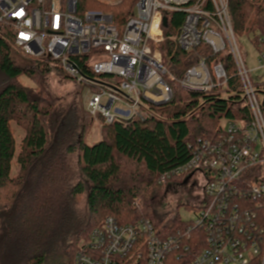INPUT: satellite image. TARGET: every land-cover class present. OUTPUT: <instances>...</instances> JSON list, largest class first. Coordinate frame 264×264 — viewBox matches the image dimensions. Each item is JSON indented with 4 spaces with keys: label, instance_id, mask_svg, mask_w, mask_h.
Listing matches in <instances>:
<instances>
[{
    "label": "built area",
    "instance_id": "obj_1",
    "mask_svg": "<svg viewBox=\"0 0 264 264\" xmlns=\"http://www.w3.org/2000/svg\"><path fill=\"white\" fill-rule=\"evenodd\" d=\"M101 4L109 9L121 0ZM133 13L119 29L109 11L78 15L76 0H0V30L23 54L55 62L66 76L89 85L87 113L110 125L118 119L145 120L144 107L168 104L174 87L224 94L228 80L221 59L231 56L250 119L226 121L212 139H198L190 146V160L160 178L171 184L203 176L194 220L164 235L149 220L120 225L106 218L75 253L73 264H264V85L245 65L229 0H138ZM178 13L182 19L171 39L195 62L181 77L165 68L160 51L168 15ZM254 48L260 64L254 71L264 70V38ZM81 65L114 82L87 79ZM194 230H202L204 239L194 240Z\"/></svg>",
    "mask_w": 264,
    "mask_h": 264
},
{
    "label": "trees",
    "instance_id": "obj_2",
    "mask_svg": "<svg viewBox=\"0 0 264 264\" xmlns=\"http://www.w3.org/2000/svg\"><path fill=\"white\" fill-rule=\"evenodd\" d=\"M76 1L79 13L82 1ZM137 1L121 0L106 10L119 29L134 14ZM229 9L235 36L247 33L258 45L264 38V1L229 0ZM181 19L180 13L168 15L160 45L165 68L177 77L195 64L193 55L171 39ZM221 60L228 80L224 94L174 87L168 104L144 107L145 120L118 119L110 125L99 117L100 140L90 145L85 134L95 118L84 107L82 114L77 108H61L45 89L21 83L27 79L36 85L39 76L53 69L66 79L68 75L55 62L23 54L0 30V264H73L75 253L105 218L120 225L149 220L164 235L183 228L186 224L176 215L156 210L169 185L160 178L190 160V146L200 138L212 139L223 130V122L250 119L233 59L227 55ZM79 69L87 79L108 77L95 76L84 65ZM12 123L25 131L19 144ZM121 160L134 167L125 172ZM83 195L88 217L81 221L76 205ZM260 215L264 220V213ZM203 234L194 230L190 235L202 240Z\"/></svg>",
    "mask_w": 264,
    "mask_h": 264
},
{
    "label": "rangeland",
    "instance_id": "obj_3",
    "mask_svg": "<svg viewBox=\"0 0 264 264\" xmlns=\"http://www.w3.org/2000/svg\"><path fill=\"white\" fill-rule=\"evenodd\" d=\"M81 1L82 10L79 11L78 15L83 16L84 13L93 10H107L106 7L101 4V0ZM237 37L238 45L245 61V65H247L248 70L251 72V76L255 81H258L259 83L264 85V70L254 71V69L258 68L260 64L258 63V51L252 44V37L248 36L247 33L237 35ZM102 80L103 83H106L108 85L114 82V79L112 77H106ZM21 83L24 86L26 85L36 91L45 89L47 93L51 95L52 99L57 101V104L61 108L68 110L71 108H77L79 114L81 113L82 107H84L87 111L88 99L91 97V94L93 92L92 88H90L89 85L78 83L77 80L72 79L68 76L66 79L65 76L61 74V72H58L55 69H53L50 74L39 76V78H37L36 85L31 81H28L27 79L21 80ZM263 101L264 96L260 95V102L262 103ZM88 121H90V119H88ZM226 123V121L222 123V128L226 127ZM102 125L103 123L101 122V119L97 118L94 119L93 123L88 126L89 129L85 134V141L88 144L94 145L98 143L101 136V130L103 129ZM12 131H14L17 144H19L25 135V131L16 123H12ZM72 157L76 179H78V157L76 154L72 155ZM121 162L122 165L126 167L125 172H129L130 167H134L132 163L126 162L125 160H121ZM201 178H203V176L199 173L193 175L190 178L186 176L180 182H171V184H169L167 188H165L162 192L160 201L156 206V210L160 211L163 216L167 215V217H172V214H174L182 222L194 220L196 218L195 208L199 207L202 203L203 195L201 194ZM87 208V199L86 196L83 195L80 202L76 205V211L77 214H79V219L81 221L87 220Z\"/></svg>",
    "mask_w": 264,
    "mask_h": 264
},
{
    "label": "water",
    "instance_id": "obj_4",
    "mask_svg": "<svg viewBox=\"0 0 264 264\" xmlns=\"http://www.w3.org/2000/svg\"><path fill=\"white\" fill-rule=\"evenodd\" d=\"M166 24H167V20L164 19V25L167 26ZM158 105H164V104L162 103V104H158Z\"/></svg>",
    "mask_w": 264,
    "mask_h": 264
}]
</instances>
